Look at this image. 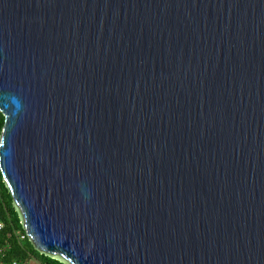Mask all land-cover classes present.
<instances>
[{
    "label": "water",
    "instance_id": "water-1",
    "mask_svg": "<svg viewBox=\"0 0 264 264\" xmlns=\"http://www.w3.org/2000/svg\"><path fill=\"white\" fill-rule=\"evenodd\" d=\"M0 170L65 264H264V0H0Z\"/></svg>",
    "mask_w": 264,
    "mask_h": 264
},
{
    "label": "trees",
    "instance_id": "trees-1",
    "mask_svg": "<svg viewBox=\"0 0 264 264\" xmlns=\"http://www.w3.org/2000/svg\"><path fill=\"white\" fill-rule=\"evenodd\" d=\"M5 115L0 111V134ZM0 264H65L40 252L27 236L0 170Z\"/></svg>",
    "mask_w": 264,
    "mask_h": 264
},
{
    "label": "built area",
    "instance_id": "built-area-1",
    "mask_svg": "<svg viewBox=\"0 0 264 264\" xmlns=\"http://www.w3.org/2000/svg\"><path fill=\"white\" fill-rule=\"evenodd\" d=\"M3 227V223L2 221L0 220V229Z\"/></svg>",
    "mask_w": 264,
    "mask_h": 264
}]
</instances>
